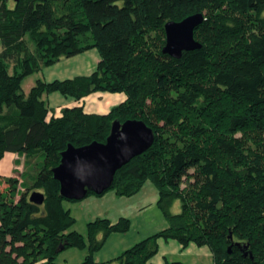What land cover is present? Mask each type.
Returning <instances> with one entry per match:
<instances>
[{"label": "trees", "instance_id": "1", "mask_svg": "<svg viewBox=\"0 0 264 264\" xmlns=\"http://www.w3.org/2000/svg\"><path fill=\"white\" fill-rule=\"evenodd\" d=\"M13 3L0 0V159L22 152L35 173L17 201L0 194V264H56L70 247L87 251L78 264H147L160 238L207 246L211 264H264V0ZM194 13L205 17L194 31L201 48L179 58L163 53L165 23ZM91 48L99 61L90 74L38 76L23 90L27 76ZM96 91L126 98L103 114L80 105L50 114V93L79 100ZM127 119L143 120L154 141L116 171L108 190L132 196L152 181L170 224L96 261L108 236L127 232L131 221L98 217L85 234L73 230L52 168L68 144L104 142L112 122ZM35 190L42 204L30 201Z\"/></svg>", "mask_w": 264, "mask_h": 264}, {"label": "crops", "instance_id": "2", "mask_svg": "<svg viewBox=\"0 0 264 264\" xmlns=\"http://www.w3.org/2000/svg\"><path fill=\"white\" fill-rule=\"evenodd\" d=\"M98 61L99 54L95 48L88 49L75 56L62 58L58 62L44 67L41 73H35V78L31 80L27 79L33 74L24 78V80L28 81L26 89L23 90L28 92L38 76H41L46 81H52L54 79L72 78L76 75H88L95 69ZM125 98L126 96L123 92L99 91L90 93L80 100L65 96L59 92H52L47 96L49 107L56 115H60L62 108L76 105L82 106L83 110L87 113L103 114L107 113L113 106L124 101ZM26 160L27 158L24 153L13 151L5 152L0 159V194L4 199L17 201L21 191L32 180L35 173L34 161L27 165ZM8 178L15 179V181L9 182L7 181ZM157 199L158 192L155 185L152 181L147 180L139 192L132 196H119L111 190L101 195L89 194L81 200H68L64 203V206L69 209L75 219L72 229L85 234L86 224L98 217H106L115 222L120 217L126 216L132 218L133 224L134 218L141 214H146L145 211L147 209L150 210L157 207ZM144 225L146 228L150 227V223L148 224V222ZM129 232L130 230L126 233H111L102 248L93 254L94 259L96 261H108L129 247L131 243L130 238L127 237ZM178 244L184 250L194 243L189 244L186 248H182L179 242ZM73 248L70 247L62 251L60 254L67 255L60 262L58 259L59 254L56 258V264H72L74 261H77L75 263L78 264L81 262L87 254L86 249ZM153 257L147 264H154L152 261ZM35 264H39V262ZM110 264L115 263L112 262Z\"/></svg>", "mask_w": 264, "mask_h": 264}, {"label": "water", "instance_id": "3", "mask_svg": "<svg viewBox=\"0 0 264 264\" xmlns=\"http://www.w3.org/2000/svg\"><path fill=\"white\" fill-rule=\"evenodd\" d=\"M204 20L203 13H194L179 21H167L163 53L179 58L183 51L201 48L194 31ZM153 141V130L143 120L127 119L114 120L104 142L92 141L80 147L68 144L60 162L52 168L53 177L60 184V195L68 200H81L89 192L102 194L112 186L116 171L145 152ZM29 199L42 204L44 194L35 190Z\"/></svg>", "mask_w": 264, "mask_h": 264}, {"label": "rangeland", "instance_id": "4", "mask_svg": "<svg viewBox=\"0 0 264 264\" xmlns=\"http://www.w3.org/2000/svg\"><path fill=\"white\" fill-rule=\"evenodd\" d=\"M8 3L10 6H13L14 4L13 0H8ZM30 46L31 48L33 47L32 44ZM35 76L36 74H33L27 79L31 80L35 78ZM28 80H24L22 82L23 89H26V84ZM99 92H106V91H99ZM51 113H53L52 109L50 111V114ZM107 191H111V190H107ZM66 201L68 200H65L64 203H66ZM180 208H181L180 201L177 200L174 202L173 206L171 207V212L178 213L180 211ZM153 211L155 212V214H153L154 213ZM145 213L146 214H141L136 218H134L133 224H132V218L128 217L131 221V226L129 229L130 232L127 234L128 235L127 237L130 238L131 240L129 247L135 244L136 242L142 240L146 236L166 228L170 224V221L163 215L161 209L158 206L155 208H151L150 210L147 209ZM148 214L149 216H147ZM147 222L148 224L150 223L149 228H146L144 225ZM73 249L76 248L74 247ZM66 255L67 254H60L58 258L59 261L62 262V258L65 257ZM166 259L169 261H181L183 264H211L212 255L210 249L207 246H197L196 244H192L183 250L181 249L177 241L173 239L165 240L161 238L159 240L158 251L153 257L152 261L154 264H164ZM75 262L77 261H74L72 264H76Z\"/></svg>", "mask_w": 264, "mask_h": 264}]
</instances>
